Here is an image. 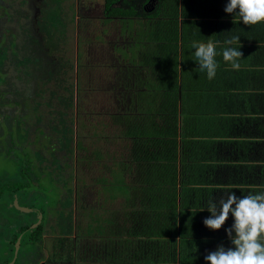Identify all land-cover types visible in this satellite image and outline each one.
I'll return each instance as SVG.
<instances>
[{
	"label": "crops",
	"instance_id": "crops-1",
	"mask_svg": "<svg viewBox=\"0 0 264 264\" xmlns=\"http://www.w3.org/2000/svg\"><path fill=\"white\" fill-rule=\"evenodd\" d=\"M112 1L115 3L109 5ZM226 3L227 0L70 2L71 14L62 12L68 23L61 43L67 44V37L74 36L73 56L64 45L62 52L44 59L53 44L49 39L43 42L35 53L37 61L40 68L51 66L55 75L38 82L34 90L37 92L33 93H39L43 105H55L60 114L56 119L64 123L49 125V134L55 130L52 134L58 139L65 132L64 141H59L65 146L52 142L53 146L42 147V155L49 149L57 157L39 161L55 190L47 189L43 180L38 190L39 184L32 185L31 191L23 194L26 203H20L23 210L18 205V224L26 216L30 230L39 228L35 238H40L23 240L24 233L14 264H144V255H140L144 249L137 248V241L129 233L135 232L131 231L133 211L144 209L147 198L135 194L137 188L124 184L135 175L143 176L148 166L144 157L149 154L158 155L157 165L166 163L177 173L179 230L173 247L163 245L165 259L173 264H206L204 256L218 245L232 246L225 231L233 223L231 216L216 231L205 227L203 221L210 216L206 210L209 202L219 208L220 200L231 193L241 197L264 193V22L246 26L235 13L231 16L223 11ZM47 14L44 6L42 17ZM232 36H239L242 45L238 71L222 55L229 47L224 41ZM193 41H212L216 46L218 68L214 79L209 80L206 71L200 70L191 47ZM100 51L103 55H99ZM109 58H113L110 66ZM89 60L98 66H88ZM41 62H45L44 67ZM104 62L108 67L104 68ZM7 69L16 82L20 69L12 64ZM13 70L17 73L12 74ZM3 73L0 69V94L9 96L10 103H6L14 108L17 90L10 87L6 91ZM93 92L102 96V108L88 112L85 119L88 115L91 119L106 117L98 130L85 132V126L78 121L84 116L80 105L82 95ZM67 112L73 113L81 138L105 141L97 142L96 148L95 143L88 142L84 150L83 143L76 140L72 147L73 129L68 123L65 129L63 126ZM48 115L55 119L51 112ZM8 130L3 128L0 133L1 151L12 148L9 144H16L21 133L26 132L23 128L20 132ZM5 140L7 143H3ZM110 141L113 145L108 146ZM113 141L120 142L115 149ZM102 147L112 155L105 156ZM117 155L120 157L115 158ZM89 162L102 172L96 190L90 189L96 186L88 187L78 179L76 172V167ZM115 182L120 188L114 187ZM127 187L130 191L124 193ZM48 195L55 196L52 207L48 205ZM31 209L36 212L34 217ZM184 209L182 217L180 211Z\"/></svg>",
	"mask_w": 264,
	"mask_h": 264
},
{
	"label": "rangeland",
	"instance_id": "rangeland-1",
	"mask_svg": "<svg viewBox=\"0 0 264 264\" xmlns=\"http://www.w3.org/2000/svg\"><path fill=\"white\" fill-rule=\"evenodd\" d=\"M23 1V2H22ZM32 2V5H34L36 7V13H37V19L35 21H31V23H29L28 25V29L26 28L22 34L25 32V35L30 36L28 39L31 40V45L33 46L32 48L34 49H38L39 47H41L43 44V42H48V39L50 40V42L53 44V48L51 53H46V56L44 57V59H47L49 57H51L50 55H55L57 53L62 52V50L64 49V45H67V49L70 52V56H73L74 53V47H75V39L74 36H68L67 37V41L68 43H64L62 44V40L61 38H64V32H65V24L68 23L67 19L62 15V12H66L67 10V14H71L72 12V7L70 6V2H73V0H30ZM68 2V4H66ZM27 3V0H18V2L16 4H18L20 7L22 6V4ZM66 7L63 8V6ZM45 6V10L48 11V14L45 16L46 18L42 17V11L44 9ZM27 7V6H26ZM60 14V17L58 19V16ZM62 23V24H60ZM24 25H22V27H24ZM30 26V27H29ZM70 26V25H69ZM21 28V27H20ZM70 31V29L68 30ZM31 35H34V38L31 37ZM86 35H88V33H86ZM91 35V34H89ZM5 36V35H3ZM6 38L7 36L4 37V44H3V52L7 53L8 49H7V45H6ZM89 39H91V37H88ZM25 40V39H23ZM57 40V41H55ZM55 41V42H54ZM51 47V46H50ZM1 49V47H0ZM16 51V50H15ZM21 55L23 57H27L26 53L23 51H20ZM99 55H103V52L100 51ZM12 57V52L8 55L4 56L5 59V66L4 69L7 68L8 66V61L10 60ZM58 57V56H57ZM105 57V56H104ZM39 58L36 56V58H33V60L31 61V63H28V65L30 66H35V71L37 73L36 76V81L40 82L41 81V77L46 75V71L42 72L39 70L40 68V64L37 61ZM27 61L29 62V59H27ZM108 65H112L113 64V58H109L107 61ZM88 66L90 65H95L96 67L98 66L97 62H95L94 60H89L88 61ZM42 67L45 66V62H41ZM103 65L105 66V62L103 63ZM107 65V64H106ZM107 66H103L104 68L108 67ZM87 66V67H88ZM2 70V68H0ZM85 71H87L86 66H85ZM112 69V68H111ZM92 71H93V67H92ZM13 73H17L13 70ZM88 73V71H87ZM104 74H108V72L104 71ZM88 77H90V74L88 73ZM11 76H9L8 78H10ZM55 79L59 80L61 78L59 77H54ZM5 82H7V78H4ZM15 81L16 83H22L24 86H21V90L16 91L15 94V99L16 101H13L15 103H19L21 104L24 101H30L32 102L31 104V110L33 111L32 113L35 114L36 118H34V121L31 119V123L33 125L36 124V122L40 119V123L38 125H36V127L32 128V131L30 134H27V130L26 132L21 133L24 137L27 134V140H25V145H24V149H27L26 153L22 154V150L20 149V151H14L15 153V157L19 159V161H13V157H11V152H8V159L6 158H1L0 157V183H4L7 182L9 180L12 179V177L14 176V172L16 170H18L19 172L25 171V170H30L32 173H29L30 175H32V184L36 185L39 184L40 186L37 187V190L39 189V187H41L43 180H46V188L49 190H55L54 185L52 184V182L50 180H52L49 175H47L45 177L44 172L47 170H44L42 167V163H39L40 160L43 159H51V160H55L57 159V157H55V152L52 151L50 152L49 149H47V151L44 150L45 154L42 155L43 152H41L42 147L45 146H51L52 142H55V145L57 146H65L64 143H60L59 141H64L65 137L67 136V134L65 132H61L60 136L58 139H54V136L52 133H55L53 130L51 132V134H49V128L50 126H55L56 123L58 121H60L62 124L64 123V121L61 119H56L58 116H60L59 112L55 110V105H50V104H45L43 105V100L39 98V93H37L34 97L29 98V86L32 83L31 78L29 77L28 74V69H20L18 74H16L15 77ZM97 82V81H95ZM14 86V84H13ZM95 89V88H92ZM6 91L8 92V90L6 89ZM37 92L34 91L33 93ZM31 94V93H30ZM6 99H2L0 98V101H6L7 100V95ZM83 101L82 104L80 105V108L83 109V117H80V119H78L79 123H82L84 127V131L86 132H93L94 130H98L97 126L101 125L104 123V119L105 117H101V118H95V119H91V115H88V117L85 119V117L87 116V113L89 112H93L94 110H98V108H102L99 107L102 103V96H99L98 93H89V94H85L82 95ZM110 100V99H109ZM41 101V103H39ZM72 111H74L72 109ZM53 114L54 118H51L48 114ZM62 116V115H61ZM67 116V121L66 123L63 125L64 129L67 127V123L69 126L72 127L73 129V133H74V137H72V141H71V145L72 147H74L77 143H80L82 145L83 143V147L84 150L86 149L88 142L90 143L92 141V143H95V148L98 145V143H103L105 140H97V137H95V140L89 139V140H84L83 138H81V132H79L78 126L75 123V117L73 118V113H68L65 115ZM54 123V124H53ZM50 125V126H49ZM76 126V127H75ZM87 126V127H86ZM5 127V126H4ZM49 127V128H48ZM90 128V129H89ZM0 129H2L0 127ZM51 129V128H50ZM83 131V133H84ZM76 135V137H75ZM21 136L22 139H20V142L16 145V146H20V148H22L23 142H24V137ZM7 137V134H6ZM69 138V135H68ZM76 140L78 141L76 143ZM57 142V144H56ZM98 142V143H97ZM114 142V149L116 147L119 146V141H113ZM112 142L110 141L109 145H113L111 144ZM53 146V145H52ZM89 149V148H88ZM102 149H104L102 147ZM81 152V151H80ZM87 152V151H86ZM6 154V153H4ZM104 154L106 156L109 155V157L112 155L111 152H109L108 150L104 149ZM23 156V158H22ZM119 158L120 156L117 155L115 156V158ZM78 158V157H77ZM81 160L83 159L82 157L80 158ZM78 158V160H80ZM114 159V158H113ZM112 159V160H113ZM13 162L15 163V165H13ZM33 162V163H31ZM94 167V168H92ZM76 172L77 174H79L78 179H81V181L83 180V182L85 183V185H87L88 187L91 186H96V187H91V190H96L98 186H100V184L98 183V180L101 176L100 170L98 165L94 166L91 165L90 162L86 165H81L79 167H76ZM60 168H56V170L59 171ZM51 170V168H50ZM82 173L83 175H80V173ZM47 174V172H46ZM25 176H23V174L20 175L19 178H15L14 181L16 182H20L22 179H24ZM118 183L115 182L114 187L115 188H120L119 185H117ZM59 190H60V186H59ZM127 191H130V187L124 188V193H126ZM6 194L8 195V193L6 192ZM87 196V193H85ZM47 196V195H45ZM55 196L54 195H48L47 197V202L48 205H50L51 207L56 203L55 202ZM122 197H125L122 196ZM36 200H39V197H36ZM10 202V200H0V211L2 209L5 210V212H8V214L12 213V206L11 204H8ZM18 203V201L16 200L15 203ZM55 212V217H56V223L60 222V218L58 215V211H53ZM10 218V215H9ZM22 219H27L26 216H23ZM5 220V226L10 225L11 222L9 221V219L5 216L4 218ZM30 221H33V217L32 219H30ZM37 235V232H36ZM40 237L35 238L36 240H38ZM3 243L6 241L7 238L3 237ZM35 240V241H36ZM8 250H7V257H5V259H8L9 257H11V255H13V250L10 252V243L7 246ZM9 252V253H8Z\"/></svg>",
	"mask_w": 264,
	"mask_h": 264
},
{
	"label": "clouds",
	"instance_id": "clouds-1",
	"mask_svg": "<svg viewBox=\"0 0 264 264\" xmlns=\"http://www.w3.org/2000/svg\"><path fill=\"white\" fill-rule=\"evenodd\" d=\"M223 11L231 16L235 13L246 26L264 22V0H227ZM224 43L229 47L223 50V59L238 71V61L243 57L240 37L232 36ZM237 44L239 48L231 47ZM191 47L195 49L200 70L206 71L209 80L214 79L218 68L214 43L193 41ZM206 210L210 216L204 219L203 224L213 231L220 230L229 216L233 219L232 225L225 229L232 246L218 245L204 256L206 264H264V243H261L264 238V193L243 197L231 193L227 199L220 200L219 208L216 203L209 202Z\"/></svg>",
	"mask_w": 264,
	"mask_h": 264
},
{
	"label": "flooded vegetation",
	"instance_id": "flooded-vegetation-1",
	"mask_svg": "<svg viewBox=\"0 0 264 264\" xmlns=\"http://www.w3.org/2000/svg\"><path fill=\"white\" fill-rule=\"evenodd\" d=\"M26 1V0H24ZM18 2V0H0V60H1V68L2 71L4 72L3 74L5 75V77L7 78V88L5 87V89L9 90L10 87L11 89H16L17 91L21 90V86H24L22 83H16L13 81V78L9 76H11L10 74V70H8L7 68L9 67L10 64H12V66H16L19 69H28V74L29 77L32 80V83L29 86V98L34 97L35 95L33 94V91L35 90V87L37 86V81H36V76L37 73L34 72L35 71V66H30L28 65V63H31V61L33 60V58H36V51L38 49H34L32 48L33 46L31 45V40H29L28 38L30 36L25 35V32L22 34V32L28 27L29 23H31V21H35L37 19V13H36V7L34 5H32V2L30 0H27V3H23L22 6L20 7L18 4H16ZM23 2V1H22ZM27 6V7H26ZM24 27H22V25H24ZM21 27V28H20ZM30 27V26H29ZM28 29V28H27ZM7 36L6 38V45H7V53L3 52V44H4V37ZM32 38H34V35H31ZM25 39V40H23ZM16 51V56L14 55L15 50ZM20 51H23L26 53L27 57H23L20 53ZM12 52V57L10 59L9 57V61H8V66L6 69H4L5 66V59L4 56L8 55ZM27 59H29V62L27 61ZM40 71L45 72L46 71V75L42 76L40 79L42 82V80H44V78L48 77V76H53L54 74V69L50 66V68L44 69V68H39ZM4 77V78H5ZM14 84V86H13ZM9 86V88H8ZM25 88V86H24ZM10 89V90H11ZM13 92V91H12ZM31 93V94H30ZM1 95V94H0ZM9 96H7L8 98ZM11 95H10V99H11ZM0 98H2L3 100L6 99V96L3 94L0 96ZM1 99V100H2ZM13 99V98H12ZM16 100V99H15ZM10 103V101L7 99L6 101H0V127L2 129H0V133L2 132L3 128L9 129L8 131H11V129H14L15 132H20L22 131L21 129H25V131L27 130V132L30 134L32 131L33 127H36V125H38L40 123V119L36 122L35 125H33L31 123V119L34 121V118H36L35 114L32 113L33 111L31 110V104L32 102L30 101H24L21 104L17 103V106L12 108L10 106L7 105V103ZM14 109V110H13ZM5 126V127H4ZM18 126H20L21 128H19ZM22 135V134H21ZM21 135L19 136L18 142L15 143H10L9 145L12 146V148H6V150L1 151V153H6V154H1L0 153V157L1 158H6L8 159V152H11V157H13V161H19L18 158L15 157V152L16 151H20V149L22 150V154L26 153L27 149H24V145H25V138H24V142L22 145V148H20V146H16L19 142L21 138ZM1 136V134H0ZM9 135H7L8 137ZM27 137V134H26ZM3 143H7V140H5ZM15 151V152H14ZM23 158V156H22ZM33 163V162H31ZM13 165H15V163L13 162ZM32 173L30 170H25L22 172H19L18 170H16L14 172V176L12 177L11 180L4 182V183H0V186H4L5 189L0 190V200H10V202L8 204H11L12 206V213L8 214V212H5L4 209H2L0 211V264L4 263V264H8V262L11 260V257H9L7 259V261L5 262V254H7V246H8V242L10 241V239L16 235V241L14 243V247L17 243H20V239H22V236L24 234V230L20 231L23 227L27 226V231L28 232V236L31 237L28 240L30 241H35V229L30 230L31 227H29V222L27 219H22L23 222H21L20 224H18V220H19V213L15 207H14V201H18V204L20 205V203L22 202L23 204L26 203L23 200V194L27 191H31L32 188V175L28 174ZM23 174V176H25L24 179H22L20 182H16L14 181L15 178H19L20 175ZM6 192L8 193V195L6 194ZM29 194V193H28ZM28 196V195H27ZM29 201V200H28ZM27 201V202H28ZM21 212V211H19ZM30 212L32 213L31 216L34 217L35 213L34 210H30ZM30 214V213H29ZM10 215V218H9ZM5 216L9 219V221L11 222L10 225L5 226ZM21 220V221H22ZM33 221H30V223H32ZM34 227V226H33ZM25 229V228H23ZM3 237L7 238L6 241L3 243ZM24 240V238H23ZM13 247V246H12ZM14 247H13V251H14ZM19 249H17V254L19 253L18 251ZM17 258V255H16ZM15 258V261H16ZM14 261V263H15Z\"/></svg>",
	"mask_w": 264,
	"mask_h": 264
},
{
	"label": "trees",
	"instance_id": "trees-1",
	"mask_svg": "<svg viewBox=\"0 0 264 264\" xmlns=\"http://www.w3.org/2000/svg\"><path fill=\"white\" fill-rule=\"evenodd\" d=\"M115 3L114 1L110 4ZM139 136L138 131L135 132ZM154 154H149L144 157V164L148 166L144 168V174L135 175L130 183L126 186H132L137 188L135 194L141 197L147 198L144 203L148 204L144 209L135 210L133 219V230L135 232L129 233L137 241L140 249V255H144V264H173L172 261L166 260L162 252H164L163 245H170L173 247L174 238L178 235V223H179V208L181 207L176 200L177 187V173L172 168L168 167L166 163L158 164V155L154 158ZM5 187L0 186V190ZM16 209L18 210V203ZM20 209L24 208L20 206ZM182 217L185 214V209L180 211ZM27 226L23 227L25 235L24 239L27 240L31 237L28 236ZM143 228V229H142ZM39 228L35 229V234ZM39 234L37 233L36 236ZM16 241V235H14L8 244L10 243V252L13 250L14 243ZM13 246V247H12ZM161 246V247H160ZM9 253V252H8ZM7 257V254L4 255ZM152 260V261H146ZM7 259H5V262ZM2 264V263H1ZM4 264V263H3Z\"/></svg>",
	"mask_w": 264,
	"mask_h": 264
},
{
	"label": "water",
	"instance_id": "water-1",
	"mask_svg": "<svg viewBox=\"0 0 264 264\" xmlns=\"http://www.w3.org/2000/svg\"><path fill=\"white\" fill-rule=\"evenodd\" d=\"M18 243L15 245L14 247V251H13V255H12V258L11 260L8 262V264H14V261H15V258H16V255H17V247Z\"/></svg>",
	"mask_w": 264,
	"mask_h": 264
}]
</instances>
